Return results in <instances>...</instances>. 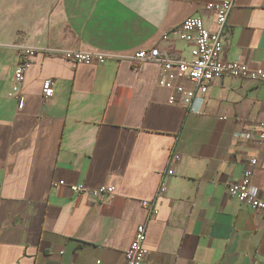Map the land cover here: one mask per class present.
<instances>
[{"label": "crops", "instance_id": "0c3cea01", "mask_svg": "<svg viewBox=\"0 0 264 264\" xmlns=\"http://www.w3.org/2000/svg\"><path fill=\"white\" fill-rule=\"evenodd\" d=\"M219 1L0 0V264H124L141 223L142 264H264V213L227 193L256 157L264 198V80L215 79L195 113L168 102L158 63L130 59L155 46L190 59L174 29L200 16L217 30L205 4ZM222 33L223 60L264 68V0H233ZM20 45L36 51L11 96ZM47 48L113 57L84 65Z\"/></svg>", "mask_w": 264, "mask_h": 264}, {"label": "built area", "instance_id": "2783aa9c", "mask_svg": "<svg viewBox=\"0 0 264 264\" xmlns=\"http://www.w3.org/2000/svg\"><path fill=\"white\" fill-rule=\"evenodd\" d=\"M233 6V0H221L219 2H207L205 8L212 11L218 29L210 30L200 16L185 18L181 24L174 29L178 37L192 45L190 59L180 57H167L162 55L158 47L140 48L134 51L130 59L134 67L141 66L144 62H155L160 66V74L157 84L171 90L168 102L174 104L181 101L188 106L191 112L197 113L198 100L202 99L208 90V85L215 79L224 76L240 77L248 79L264 80V68H250L241 61H225L220 57L223 46L222 32L224 30L229 11ZM169 33H163L162 38L166 39ZM36 49L34 47L20 45L18 48V61L14 73L15 84L9 95L13 96L19 92V85L24 80L25 72L32 64ZM45 52L49 55H58L69 59L77 64L91 65L102 64L113 57L97 51H85L76 49L47 48ZM184 81H189L192 86L187 87ZM41 93L44 98L53 95L52 83L49 79L42 82ZM18 99L21 100L19 94ZM258 139L264 141V118L260 122ZM177 158V156H176ZM257 158L249 159L248 167L245 169L241 179L231 181L227 185V193L240 203L248 205L251 209L264 213V198L259 195V190L252 185L251 178ZM173 173L172 169L168 170ZM54 186H67L70 192L76 194L91 195L99 197L105 193L114 191L112 186L101 185L89 189L83 185H66L63 180L53 182ZM161 191L164 187L161 186ZM145 204L148 205V202ZM152 213L157 214L153 209ZM145 224H138L134 237L125 251L124 264H142L147 250L144 247Z\"/></svg>", "mask_w": 264, "mask_h": 264}]
</instances>
